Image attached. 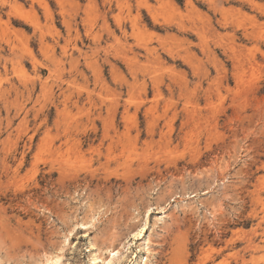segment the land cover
Segmentation results:
<instances>
[{
  "label": "rangeland",
  "instance_id": "obj_1",
  "mask_svg": "<svg viewBox=\"0 0 264 264\" xmlns=\"http://www.w3.org/2000/svg\"><path fill=\"white\" fill-rule=\"evenodd\" d=\"M109 245L264 264V0H0V264Z\"/></svg>",
  "mask_w": 264,
  "mask_h": 264
},
{
  "label": "bare ground",
  "instance_id": "obj_2",
  "mask_svg": "<svg viewBox=\"0 0 264 264\" xmlns=\"http://www.w3.org/2000/svg\"><path fill=\"white\" fill-rule=\"evenodd\" d=\"M163 209V208H162ZM164 210V209H163ZM165 215H167L166 214V212L165 211H162V215H160V217H157V223H159V221H164V217H165ZM214 215V214H213ZM147 222V221H146ZM146 222L144 221V225H142L140 228H138L137 229V227H135L136 229V231L135 232H133V237H134V239H138V240H141L142 241V248L143 249H145V251L147 252V253H150V254H153V253H151L152 252V250H151V245H152V243H153V241L151 240V238L149 237V234H147L146 232V225H148V224H146ZM151 234V233H150ZM217 242V241H216ZM95 243H90V249H95ZM128 244V243H127ZM126 244V245H127ZM112 246V248H110V249H108L107 250V255L106 256H101V254L99 255L98 254V252H99V250L97 251V252H95L96 254H98V255H94V257H93V260H94V263L95 264H114L115 263V261L117 260H119V256L118 255H121V251H120V249L119 248H113V245H111ZM110 245H109V247H111ZM128 246V245H127ZM126 246V247H127ZM107 247V246H106ZM122 248V247H121ZM139 248V247H138ZM90 249H88V250H90ZM96 249H97V247H96ZM106 249V248H105ZM123 249H125V247L124 248H122V250ZM153 251H154V249H153ZM201 251V250H200ZM124 252V251H123ZM138 252V251H137ZM99 253H101V252H99ZM200 253V252H199ZM236 253V252H235ZM57 254V253H56ZM103 254V253H102ZM136 254V253H135ZM138 254H139V252H138ZM146 254V253H145ZM189 254V253H188ZM140 255V254H139ZM148 255V254H147ZM154 255V254H153ZM51 256V255H50ZM142 256V255H141ZM47 258L49 257V256H46ZM46 257H44L45 258V260L47 261H45L44 259V263H46V264H58V257L57 258H54V259H51V257H50V259H46ZM53 257V256H52ZM59 257H60V254H59ZM144 258H145V256H143ZM142 257V258H143ZM149 257V256H148ZM148 257H146L145 259H143L142 260V262L140 263V264H147L146 263V260H147V258ZM136 258H137V255L134 257V260L132 261V263L131 264H137V260H136ZM150 258V257H149ZM235 259V258H234ZM43 260H41L40 262H42ZM92 261V260H91ZM141 261V260H140ZM36 264H39V262L38 263H36ZM43 264V263H42Z\"/></svg>",
  "mask_w": 264,
  "mask_h": 264
}]
</instances>
